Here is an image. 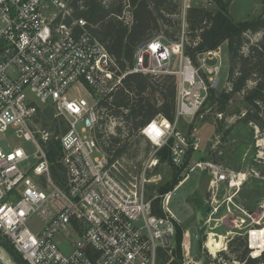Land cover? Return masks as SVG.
<instances>
[{
  "label": "built area",
  "instance_id": "2783aa9c",
  "mask_svg": "<svg viewBox=\"0 0 264 264\" xmlns=\"http://www.w3.org/2000/svg\"><path fill=\"white\" fill-rule=\"evenodd\" d=\"M71 1L0 0V234L26 264H160L180 220L170 208L172 191L147 195L157 178L148 177V171L157 167L164 147H171L173 163L182 165L180 142L185 141L177 125L202 101L197 94L179 100L173 121L158 115L139 129L154 150L138 175L124 171L121 157L112 159L103 149L101 103L133 72L173 75L179 93L187 95L193 86L208 90L204 76L210 89H218L222 45L198 55L199 67L193 64L184 52L186 12L192 1L205 0H183L179 40L157 33L140 41L132 66L119 73L115 58L92 33L93 25L83 17L67 21ZM8 134L35 143L34 163L21 147L4 149ZM173 137L178 140L171 145ZM196 170L209 171L217 186L227 181L233 186L236 178L212 161L197 163L190 173ZM33 217L43 222L37 232L28 226ZM186 236L185 264H191ZM0 264H9L1 254Z\"/></svg>",
  "mask_w": 264,
  "mask_h": 264
},
{
  "label": "rangeland",
  "instance_id": "374dc122",
  "mask_svg": "<svg viewBox=\"0 0 264 264\" xmlns=\"http://www.w3.org/2000/svg\"><path fill=\"white\" fill-rule=\"evenodd\" d=\"M182 1L179 0L180 5L177 14L172 16V19L179 23L178 26L180 25L179 32H177V26H168L160 21V33L164 34L165 31H169L175 32L176 36L178 35V39H170L172 41H178L183 33ZM223 1L229 5L228 9L231 15L239 22L251 20L264 12V0ZM201 2L206 4V0ZM191 3L196 5L199 2L192 1ZM118 17L125 24L131 25L133 22L132 8L126 5L123 13ZM187 29L188 24L185 23V42L188 39ZM150 33L152 36L157 34L155 31H150ZM260 36L261 34L251 35L250 39L255 42L260 39ZM199 57L196 61L192 59L196 67L201 64ZM173 63L174 66L178 65L179 60L176 59ZM215 63V60L208 61L210 65ZM229 73L230 57L227 43H225L222 45L221 82L219 88L215 89L218 93L225 87H229L227 84ZM204 79L208 87L207 91L203 87L198 89L193 86L192 93L187 95L184 90L179 93L176 88V105L179 100L186 101L188 97H193L194 94L199 95V100L202 101L195 114L186 112L179 119L177 125V130L185 141V143L180 142L181 147L184 149L182 165L185 166H178V170L174 171L172 149L166 147L165 151L170 162L158 163L156 168L148 171V177L153 178L156 175L157 178L149 184L147 195L153 197L163 194L161 189L169 185L175 173H180V178L183 180L197 163L212 161L227 168L229 172L236 176L235 180L242 182L238 189L236 186H230L228 181L217 186L213 183L214 178L209 171L196 170L190 173L189 178L177 190L175 189L177 185L173 190H170L173 192L170 208L177 215L180 224L177 228L176 237L165 253L170 257L169 262L185 264L183 242L186 234V237L190 236L191 252L187 261L193 259L194 262L191 264H244L237 258V252L243 249L244 238L248 240L249 257L251 258L255 257L253 256L254 249L250 245L253 247L264 245V130H261L255 124H247L239 120L237 111H244L247 107L240 94L235 95L226 108L225 113L228 116L224 117V113L216 112L210 106V101L207 100L212 90L210 89L211 82L206 76H204ZM151 80L153 82H163L164 78ZM250 84H254V82H250ZM186 87L188 89L190 86L187 85ZM151 97L155 101L156 99L164 101L162 94H151ZM200 111L202 113L199 115ZM46 116L50 121L54 119L51 112ZM45 120L49 121L47 118ZM118 123L119 120L116 119L109 122L107 130L109 128L108 131H115V126ZM226 131H229L228 134ZM175 140H178V138L173 137L170 139L171 145H174ZM2 145L5 150H8V146L10 148H23L31 156L29 162L31 164L35 162L34 155L37 153V147L32 140L19 138L15 134H8ZM153 150L152 143L138 134L132 139V149L121 156L120 165H122L124 171L138 175ZM174 166L176 167L175 164ZM240 176H243L242 180H240ZM241 188L243 190L236 199L235 197ZM230 198L231 201L228 200ZM198 212H200L201 217L198 216ZM237 225L240 226L237 227ZM28 226L37 232L42 228L43 222L38 217H33L29 220ZM212 232L225 236L224 248L216 255L211 254L204 247ZM229 232L232 233L229 234ZM4 241L6 239L0 234V246L11 257L6 256L9 259L8 261L11 264H19L2 245ZM232 242L233 244H231ZM4 254L7 255V253ZM261 263H264V261L261 260ZM160 264H167V262L161 261Z\"/></svg>",
  "mask_w": 264,
  "mask_h": 264
},
{
  "label": "trees",
  "instance_id": "16d2710c",
  "mask_svg": "<svg viewBox=\"0 0 264 264\" xmlns=\"http://www.w3.org/2000/svg\"><path fill=\"white\" fill-rule=\"evenodd\" d=\"M126 5L132 8L131 25L125 24L118 17ZM179 5V0H72L73 14L67 21L80 17L87 19L93 25L92 33L115 58L119 73H122L132 66L136 45L152 36L150 31L160 33V21L168 26H177V32L180 31L179 23L172 19L177 14ZM228 7L223 0H206V4L200 1L187 9L188 39L184 52L196 61L199 54L227 43L230 57L227 79L229 87H225L220 93L212 89L207 100L216 112L224 113L226 117V108L234 96L242 95L247 107L244 111H237L239 120L255 124L264 130V12L251 20L239 22L233 18ZM164 34L169 39H178L175 32L165 31ZM256 34H261L260 39L252 42L250 36ZM153 64L158 67L161 62L154 57ZM161 77L164 78L163 82L151 80ZM155 93L162 94L164 101H155L151 97ZM175 97V76L128 73L122 84L101 103L104 118L98 138L103 149L112 155V159L120 158L132 149V139L139 134V129L145 123L158 115L173 121L176 113ZM201 113L202 111L199 115ZM114 119L119 120V123L115 126V131L110 133L107 125ZM228 132L226 131L227 134ZM165 149L166 147L158 153L159 164L170 162ZM54 156L51 153L52 159ZM172 165L174 171L178 170V166ZM180 177V173H175L172 181L161 192L173 190L181 180ZM2 243L17 260L19 252L8 241ZM263 250L253 251V256L257 258L249 257L248 240L244 238L243 249L237 252V258L244 264H260L261 260L264 261ZM169 259V255L163 252L162 261L173 264Z\"/></svg>",
  "mask_w": 264,
  "mask_h": 264
},
{
  "label": "bare ground",
  "instance_id": "6f19581e",
  "mask_svg": "<svg viewBox=\"0 0 264 264\" xmlns=\"http://www.w3.org/2000/svg\"><path fill=\"white\" fill-rule=\"evenodd\" d=\"M243 176H240V180H242ZM242 184L241 181L235 180L234 179V183L233 186H236V188L238 189V187H240ZM229 201H231V198L228 199ZM240 225H237V227ZM232 232H229V234ZM250 234V231H249ZM225 245V236L224 235H220L218 233L212 232L210 233V236L208 238V244L207 247L209 248L211 254L216 255L220 250H222V248H224ZM254 250H263L264 249V245H260L258 247H254ZM4 258V257H3ZM5 259V258H4ZM9 264H11L7 259H5Z\"/></svg>",
  "mask_w": 264,
  "mask_h": 264
},
{
  "label": "water",
  "instance_id": "95a60500",
  "mask_svg": "<svg viewBox=\"0 0 264 264\" xmlns=\"http://www.w3.org/2000/svg\"><path fill=\"white\" fill-rule=\"evenodd\" d=\"M200 57H203L202 53L200 54ZM198 216H200V212H198ZM17 261L19 264H26L21 255L17 257Z\"/></svg>",
  "mask_w": 264,
  "mask_h": 264
},
{
  "label": "crops",
  "instance_id": "0c3cea01",
  "mask_svg": "<svg viewBox=\"0 0 264 264\" xmlns=\"http://www.w3.org/2000/svg\"><path fill=\"white\" fill-rule=\"evenodd\" d=\"M242 188H241V190L239 191V193H237V195H236V199H237V196L239 195V194H241V192H242ZM238 201V200H237ZM4 253H6V252H4V250H2V249H0V254H1V256L2 257H4L5 259H7V257L6 256H8V255H5ZM7 260H9V259H7Z\"/></svg>",
  "mask_w": 264,
  "mask_h": 264
}]
</instances>
